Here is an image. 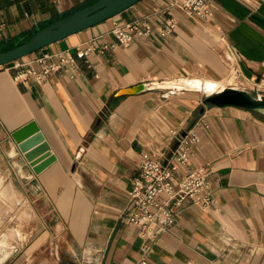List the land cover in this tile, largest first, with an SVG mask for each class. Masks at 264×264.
I'll list each match as a JSON object with an SVG mask.
<instances>
[{"label": "crops", "instance_id": "obj_1", "mask_svg": "<svg viewBox=\"0 0 264 264\" xmlns=\"http://www.w3.org/2000/svg\"><path fill=\"white\" fill-rule=\"evenodd\" d=\"M90 1L0 0V47ZM168 2L141 0L24 57L45 64L53 54L93 48L87 62L76 60L74 69L40 85L16 83L10 66H0V184L11 186L4 192L11 195H4L13 205L12 190L32 194L43 229L21 254L9 243L21 238L19 229L1 232L0 264H264V116L203 105L204 94L187 89L116 96L139 84L183 78L234 76L225 87H237L236 78L264 85V0H212L205 19L167 8ZM143 17L153 27L149 36L115 43L109 33L114 22ZM170 17L176 27L162 36L159 28ZM103 44L114 47L101 51ZM30 122L42 141L22 153L11 134ZM188 131L200 139L189 167L210 168L203 193L213 202L208 210L183 205L144 257L137 228L123 222L140 153L149 150L166 161L176 138ZM48 239L55 245L44 246Z\"/></svg>", "mask_w": 264, "mask_h": 264}, {"label": "built area", "instance_id": "obj_2", "mask_svg": "<svg viewBox=\"0 0 264 264\" xmlns=\"http://www.w3.org/2000/svg\"><path fill=\"white\" fill-rule=\"evenodd\" d=\"M212 0H169L167 8H176L185 15L205 19L212 11ZM147 17L134 19L125 25L112 24L109 33L116 44L128 45L135 38L147 37L153 27ZM176 27V19L170 17L159 28L162 36L171 34ZM4 25L0 24V31ZM113 44H103L101 51L112 49ZM93 48L67 50L34 61L19 59L10 64L15 73L13 81L27 85L30 81L40 85L50 75L66 68H75L76 60H84ZM84 62H87L84 60ZM33 63L43 64L36 69ZM199 136L192 131L176 138V146L166 161L155 157L151 151L140 153L137 175L127 192V209L123 216L125 224L134 225L141 240V251L146 257L156 239L166 234L173 224V216L185 204L196 203L208 210L213 202L207 190L211 170L206 165L189 167L193 157V148L199 143ZM178 174V175H177ZM140 264H145L142 260Z\"/></svg>", "mask_w": 264, "mask_h": 264}, {"label": "water", "instance_id": "obj_3", "mask_svg": "<svg viewBox=\"0 0 264 264\" xmlns=\"http://www.w3.org/2000/svg\"><path fill=\"white\" fill-rule=\"evenodd\" d=\"M139 1L141 0H95L76 10H69L67 13L59 15L56 20L49 22L45 26L36 27L26 40H24V37L19 38V40L14 43L16 46L7 50L0 49V66L22 59L72 34L111 19ZM20 41H22V43L19 44L18 42ZM154 88L185 89L181 87L180 83L175 81L151 82L119 90L116 96L137 95ZM202 104L215 107L232 106L264 116V95H254L246 90L238 88L225 87L219 91L204 95ZM11 138L22 153H25L32 146L42 141V136L33 122L13 132ZM41 152L42 149L26 154V158L28 161H32ZM49 161L50 160L45 161L41 165L35 167V172H38V170L44 167Z\"/></svg>", "mask_w": 264, "mask_h": 264}, {"label": "rangeland", "instance_id": "obj_4", "mask_svg": "<svg viewBox=\"0 0 264 264\" xmlns=\"http://www.w3.org/2000/svg\"><path fill=\"white\" fill-rule=\"evenodd\" d=\"M14 43H11V47L14 46ZM231 69V68H230ZM229 69V72L231 71ZM202 79V77H199ZM234 81V80H233ZM237 88L246 90L249 93H252L254 95H264V85L258 84V81L251 82L248 80H240L236 78ZM1 175H0V181H1ZM2 185V182L0 184V187ZM17 186L16 184L14 185ZM11 187L8 184L2 185V189L0 188V234L1 232H11L13 229H19L21 238L16 240L15 238L13 240H8L9 243L12 246H16V253L15 254H21L25 253L27 248L32 244V242L35 240V238L43 233L42 225L40 223V207H35L34 203L32 202V195L29 193V197L24 192H20L17 189L12 190V192L15 194V196L18 198V204L13 205L12 199H5L1 192H5V188ZM6 194L7 191H6ZM11 195V192L9 196ZM3 197V198H2ZM22 214H25L26 217L21 218L20 216ZM21 218V219H19ZM1 240V239H0ZM49 243H52V246L55 245V240H52V242H49V239L46 240V243L44 246H47ZM6 245V243H5ZM43 246V247H44ZM38 252V251H37ZM34 252L31 257V262L34 263L37 259V255ZM19 256V255H18Z\"/></svg>", "mask_w": 264, "mask_h": 264}, {"label": "bare ground", "instance_id": "obj_5", "mask_svg": "<svg viewBox=\"0 0 264 264\" xmlns=\"http://www.w3.org/2000/svg\"><path fill=\"white\" fill-rule=\"evenodd\" d=\"M233 78H234V76L230 77L226 80L223 79L220 81L219 80L218 81H209V80H204V79L202 80V79H196V78H183V79L175 80V82L180 83L181 87H184L187 90L199 91V92L203 93L204 95H208L212 92L219 91V90L225 88L226 85H232L233 84ZM232 88H234V87H232ZM235 88H237V87H235ZM4 194H6V193L1 192V195L4 198H6ZM7 197H9L8 194H7ZM16 201L17 200H15V202Z\"/></svg>", "mask_w": 264, "mask_h": 264}, {"label": "trees", "instance_id": "obj_6", "mask_svg": "<svg viewBox=\"0 0 264 264\" xmlns=\"http://www.w3.org/2000/svg\"><path fill=\"white\" fill-rule=\"evenodd\" d=\"M93 1H95V0L90 1V3L93 2ZM88 4H89V3H88ZM86 5H87V4H86ZM28 37H29V36L24 37V40H26ZM20 38H21V37H20ZM24 40H23V41H24ZM18 43L20 44V43H22V41H20V42H18ZM14 46H16V45H14ZM14 46H12V47H14ZM12 47H11L10 45H7V46H5V47H0V49H1V50H7V49H10V48H12Z\"/></svg>", "mask_w": 264, "mask_h": 264}]
</instances>
